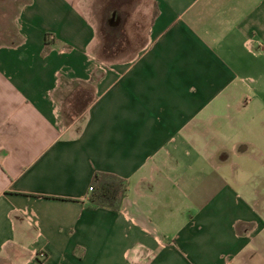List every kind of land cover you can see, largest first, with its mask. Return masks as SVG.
<instances>
[{
    "label": "crops",
    "instance_id": "1",
    "mask_svg": "<svg viewBox=\"0 0 264 264\" xmlns=\"http://www.w3.org/2000/svg\"><path fill=\"white\" fill-rule=\"evenodd\" d=\"M87 1L28 0L0 45V264L236 263L264 232L255 156L227 139L264 89V0H154L112 64ZM73 85L91 99L69 121ZM95 173L125 181L118 210Z\"/></svg>",
    "mask_w": 264,
    "mask_h": 264
},
{
    "label": "rangeland",
    "instance_id": "2",
    "mask_svg": "<svg viewBox=\"0 0 264 264\" xmlns=\"http://www.w3.org/2000/svg\"><path fill=\"white\" fill-rule=\"evenodd\" d=\"M26 2L28 0H0V45L18 40L16 19ZM153 5L154 0H88L85 12L95 26L97 37V44L93 49L94 56L99 59L97 51L104 41L106 42L107 29L117 36V39L108 52L113 53L114 59L110 61L106 59L103 62L110 64L126 62L136 56L148 44V29L154 13ZM104 6L111 7V10H105ZM75 91L78 98L76 112L84 110L91 99L89 90L80 85L79 88L73 85L69 92L62 91L63 113L69 116L68 118L75 114V111L69 109L68 104ZM260 95L258 97L255 91L248 88L244 90L243 96L254 100L238 116V122L243 124V129H236L228 134L227 139L228 147L236 149L246 147L248 153L255 156L254 167L259 175V179L254 181L258 190L255 199L258 203L257 209L264 219V89ZM256 239L255 244L244 253L243 258L232 264H264V232Z\"/></svg>",
    "mask_w": 264,
    "mask_h": 264
},
{
    "label": "trees",
    "instance_id": "3",
    "mask_svg": "<svg viewBox=\"0 0 264 264\" xmlns=\"http://www.w3.org/2000/svg\"><path fill=\"white\" fill-rule=\"evenodd\" d=\"M104 9L110 11L111 7L104 6ZM106 37V42L104 41V44H102L97 51V56L101 61H104L106 59L110 61L114 59L112 56L113 53L108 52L109 49L113 48V46L115 45V39H117V36L110 33L107 29ZM72 96L73 97L71 101L68 102V104L70 105L69 109L72 110V112L75 111V114L68 118L69 116L64 113L65 118L69 121L72 120L73 117H76L83 112V110H77L76 112V104L78 100L77 94L72 93ZM92 184L93 191L90 198L95 205L108 206L114 210H118L120 208L122 199L125 196L126 191V184L123 179L109 173H95L92 179Z\"/></svg>",
    "mask_w": 264,
    "mask_h": 264
},
{
    "label": "built area",
    "instance_id": "4",
    "mask_svg": "<svg viewBox=\"0 0 264 264\" xmlns=\"http://www.w3.org/2000/svg\"><path fill=\"white\" fill-rule=\"evenodd\" d=\"M89 191H92L93 190V186L91 185L89 188H88Z\"/></svg>",
    "mask_w": 264,
    "mask_h": 264
}]
</instances>
